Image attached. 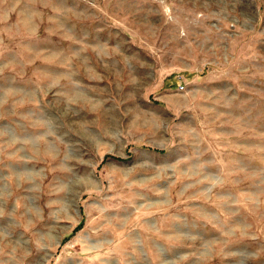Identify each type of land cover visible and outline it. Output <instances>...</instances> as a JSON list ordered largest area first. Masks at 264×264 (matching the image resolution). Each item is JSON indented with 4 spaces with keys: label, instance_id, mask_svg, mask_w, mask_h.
I'll list each match as a JSON object with an SVG mask.
<instances>
[{
    "label": "rangeland",
    "instance_id": "374dc122",
    "mask_svg": "<svg viewBox=\"0 0 264 264\" xmlns=\"http://www.w3.org/2000/svg\"><path fill=\"white\" fill-rule=\"evenodd\" d=\"M0 264H264V0H0Z\"/></svg>",
    "mask_w": 264,
    "mask_h": 264
}]
</instances>
